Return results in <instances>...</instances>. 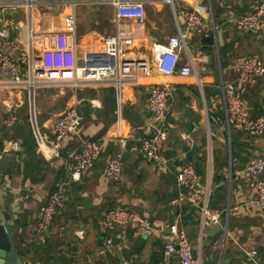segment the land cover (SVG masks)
Masks as SVG:
<instances>
[{
	"label": "crops",
	"instance_id": "crops-1",
	"mask_svg": "<svg viewBox=\"0 0 264 264\" xmlns=\"http://www.w3.org/2000/svg\"><path fill=\"white\" fill-rule=\"evenodd\" d=\"M19 1L20 6L6 10L0 5V29L8 28L10 39L25 48L33 45L38 84L33 119L28 80L12 82L0 75V153L4 154L0 161V226L2 216L13 225L17 258L23 264H179L177 259L166 263L163 252L168 229L181 215L202 264H264V216L251 203L253 194L246 175L249 162L264 157V135L256 138L239 131L228 137L221 129L222 85L237 80L245 58L258 56L264 62V37L235 29L229 21L252 13L264 0H174V6L164 0H143L147 23L142 27L131 20L118 26L109 0ZM80 6L86 11L79 12ZM182 9H197L215 28L213 45L187 43L193 75L168 76L154 70L137 84L126 80L119 87L111 81L75 83L68 78L77 59V69L96 66L81 60L104 54L103 39L118 30L135 39L129 57L153 60L156 45L186 32L179 16ZM71 14L77 22L75 33L64 22ZM218 31L222 32V46ZM188 37L190 41L195 38ZM6 52L19 57L10 48ZM187 59L183 52L179 67ZM155 86H167L173 93L169 139L163 147V156L169 160L165 173L139 150L149 133V92ZM240 90L251 117H264V76L255 86ZM93 101L100 106L94 108ZM71 106L82 114V125L56 156L45 140L53 141V125ZM186 109L192 111L189 117ZM15 117L14 125H6V120ZM90 140L105 143L103 157L80 182L72 183L73 156ZM42 141L49 145L45 146L52 160L40 153ZM181 141L189 152L179 148ZM117 153H123L124 172L119 182H113L106 178L105 168ZM185 164L195 167L200 185L209 189L210 207L222 212L221 232L200 236L204 200L197 207L170 204L178 191L176 173ZM62 184L66 189L64 207L50 229L38 234L39 208ZM118 206L140 213L151 211L154 234L144 237L136 225L127 230L107 225L106 213ZM193 208L195 224L187 218ZM108 240H112L111 246ZM251 251L257 252L254 260L248 257Z\"/></svg>",
	"mask_w": 264,
	"mask_h": 264
},
{
	"label": "built area",
	"instance_id": "built-area-1",
	"mask_svg": "<svg viewBox=\"0 0 264 264\" xmlns=\"http://www.w3.org/2000/svg\"><path fill=\"white\" fill-rule=\"evenodd\" d=\"M167 4L174 6V0H164ZM115 10V21L117 25H121L124 20H131L137 26L142 27L147 23L145 1L143 0H109ZM22 4L21 1L15 0L11 3H0L2 10L7 7H16ZM179 16L186 25V32L180 31L178 36L170 37L166 44L156 45L154 48L153 60H138L129 57L130 52L134 48L135 39L129 34H120L119 30L111 35L106 36L104 40L105 52L99 57L84 58L86 64L88 62L96 64V66L77 69L78 59L75 66L71 67L69 73L71 81L77 83L79 81L107 82L111 81L115 86L119 87L126 80H131L137 84L144 76L149 77L152 71H156L161 75H193L194 63L188 53L187 43L188 35L202 38L215 35V28L206 19H204L197 9H182ZM66 29L70 33H75L77 22L74 14L65 18ZM230 24L235 29L243 32L257 33L264 37V1L254 9L252 13L236 16L231 19ZM10 48L13 52L19 54L18 58L10 56L6 49ZM186 52L188 59L185 64L179 67L182 60V53ZM114 61V64L112 62ZM28 67V68H26ZM35 61L33 60V45L25 48L21 43L10 39V31L3 27L0 29V75L9 81L23 82L26 79L30 88L37 86L35 78ZM264 76V62L258 56L247 57L244 59L239 70L237 80L227 82L222 85L224 92V121L221 129L229 137L232 132H244L252 137H260L264 135V117L252 118L250 110L246 104L240 88L253 87L258 80ZM120 91V90H119ZM120 93V92H119ZM148 109L151 113L146 126L149 131L146 138L140 142L139 150L147 159L153 161L156 168L160 172L165 173L169 170V160L163 156V147L169 139L168 118H169V101L173 93L169 87L155 86L151 87L149 92ZM94 108L100 105L92 102ZM53 125L52 134L53 141L45 144L42 141L40 153H43L47 159L52 160V155L47 153L48 145L56 156H59L58 149L63 144L71 140L79 131L83 117L77 107L71 106L65 110ZM17 118L6 120V125L12 126L16 123ZM185 139L183 135L182 140ZM122 146L125 142L121 141ZM105 143L98 140H90L75 155L74 162L71 167L70 182H80L84 175L94 166L96 162L102 159ZM4 158V154L0 153V161ZM124 156L123 153H117L110 157L107 161L105 176L110 181L119 182L124 172ZM249 179V187L253 194V201L259 214L264 216V157H258L251 160L246 170ZM177 186V196L171 201V205L175 208H182L186 204L197 207L199 202L204 200L200 208V236L204 235L205 229H211L221 224L222 212L214 210L208 204L209 189L202 188L201 178L196 172L195 167L185 164L180 168L175 176ZM69 184V183H68ZM65 184L59 185L53 192L47 202L39 208L36 232L44 234L50 229L56 215L64 207L65 203ZM107 225L116 226L123 230H127L132 225L139 228V234L149 237L154 234L155 228L152 224V213L147 211L140 213L133 209L123 206L112 208L105 215ZM175 224L168 229V239L165 242L163 259L166 263L170 260L177 259L179 264H202L201 255L197 254L195 258L193 253L195 248L190 241L189 235L182 223V216L178 215ZM83 232H80L82 235ZM108 245H112V240L107 241ZM197 253V252H196ZM248 257L254 260L257 257L256 251L248 253ZM70 264H82L77 261ZM124 264H133L125 262Z\"/></svg>",
	"mask_w": 264,
	"mask_h": 264
},
{
	"label": "water",
	"instance_id": "water-1",
	"mask_svg": "<svg viewBox=\"0 0 264 264\" xmlns=\"http://www.w3.org/2000/svg\"><path fill=\"white\" fill-rule=\"evenodd\" d=\"M217 36H219L220 45L222 46L223 43V36L222 32L218 31ZM195 43L196 45H213L215 42V38L213 36L208 37H202V38H194L192 41H188V43ZM99 57V56H96ZM114 64V61L112 62ZM35 88L30 89V109H31V116L34 119V103H35ZM186 115L189 117L192 111L189 109H186ZM179 148L182 150H185L186 152H189L190 149H188L186 142L181 141L179 144ZM196 208H193L190 213L187 214V218L190 220V223L195 224V220L193 217V214L195 212ZM2 225L0 226V264H23L22 258L19 256L17 258V250L13 245V234H14V228L11 223L7 221V219L2 216L1 218ZM222 231V226L217 225L211 229H205L204 234L207 235H213L216 233H219ZM193 256L196 258L197 253L194 252Z\"/></svg>",
	"mask_w": 264,
	"mask_h": 264
},
{
	"label": "rangeland",
	"instance_id": "rangeland-1",
	"mask_svg": "<svg viewBox=\"0 0 264 264\" xmlns=\"http://www.w3.org/2000/svg\"><path fill=\"white\" fill-rule=\"evenodd\" d=\"M85 11H86V10H85V8H84L83 6H80V7H79V12L83 13V12H85ZM68 12H70V10H69Z\"/></svg>",
	"mask_w": 264,
	"mask_h": 264
},
{
	"label": "bare ground",
	"instance_id": "bare-ground-1",
	"mask_svg": "<svg viewBox=\"0 0 264 264\" xmlns=\"http://www.w3.org/2000/svg\"><path fill=\"white\" fill-rule=\"evenodd\" d=\"M28 1L31 3L33 0H28ZM27 3H28V2H27ZM32 3H33V2H32ZM32 3H31V4H32ZM78 69L80 70V67H78Z\"/></svg>",
	"mask_w": 264,
	"mask_h": 264
},
{
	"label": "trees",
	"instance_id": "trees-1",
	"mask_svg": "<svg viewBox=\"0 0 264 264\" xmlns=\"http://www.w3.org/2000/svg\"><path fill=\"white\" fill-rule=\"evenodd\" d=\"M177 196V193L175 194L174 198Z\"/></svg>",
	"mask_w": 264,
	"mask_h": 264
}]
</instances>
